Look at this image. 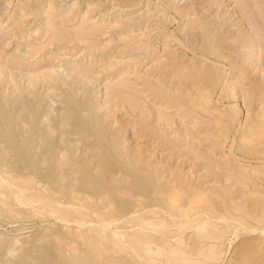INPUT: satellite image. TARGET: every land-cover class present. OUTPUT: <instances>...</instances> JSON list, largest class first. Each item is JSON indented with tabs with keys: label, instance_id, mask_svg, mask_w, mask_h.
<instances>
[{
	"label": "rangeland",
	"instance_id": "1",
	"mask_svg": "<svg viewBox=\"0 0 264 264\" xmlns=\"http://www.w3.org/2000/svg\"><path fill=\"white\" fill-rule=\"evenodd\" d=\"M209 1L141 0L134 7L135 0H0V264L125 263L128 255L122 250L116 252L113 242L100 243L101 246L107 244L109 248L105 250H112L110 247L113 246V253L103 251L106 245L100 248L97 243L106 240L102 238L103 233V237L110 234L113 239L122 240L123 228H126L125 223L131 214L111 223L109 227H112V231L106 228L107 231L95 235L92 230L93 235L89 227L91 224L92 227L95 224L100 226L99 220L111 213L118 201H139L140 197L146 200L145 196H140V192L129 189L131 182L137 178L134 176L138 175L137 172L143 173V170L154 184L159 185L164 180L176 182L185 191L189 188L197 189V192L206 191L204 199H200L209 206L198 201L202 207L198 205L197 208L192 203V206L186 207V216L173 218L176 221L168 226L170 232L167 237L171 235L169 244L174 243L177 240L174 238L182 233L178 238L188 240V245L186 241L182 242L185 244L183 246L176 241L173 248L184 249L183 252L186 249L188 254L196 232L207 219L211 223V227L208 224L209 227H205L207 234L210 232L219 237L203 239L201 245L209 246L211 243L214 253L209 249L200 252L202 255L191 254L195 264H264V130L260 128V124H264V0ZM199 26H204L203 31ZM182 43L188 45L187 49ZM194 43L197 48L193 46ZM211 47L219 52L211 51L210 56ZM205 62H209L210 66L214 64L220 73L223 72L217 81L218 86L211 83L212 80L209 83L208 78L200 73L202 67L207 65ZM202 91L208 92L206 101L210 97L207 105L203 101L205 94ZM87 95H90L89 98H86ZM198 95L203 96L199 98ZM197 96L200 101L195 100ZM196 102H201L205 109L198 103L196 106ZM90 116L95 118L90 119ZM7 120L10 121L9 125L4 124ZM258 120L263 123L259 124ZM253 124L255 131L252 130L253 126L251 128ZM3 127H6V131ZM32 131L35 145H28L27 135ZM45 150L49 151L48 157ZM112 153L115 154L111 160L119 159L115 161L116 164L110 161ZM120 153L122 155L118 157ZM22 157L34 160V164L30 165ZM85 159L89 162L86 160L87 163H84ZM106 159L112 163H107ZM63 161L67 163L64 165ZM102 162L107 167L111 165L112 169ZM119 162L123 164H117ZM125 164L133 165L134 169H122ZM33 166L41 173L36 172ZM115 166L117 168H113ZM133 170H138L135 171L137 175ZM60 173L65 177L61 178ZM50 174H54L52 176L56 182ZM94 180L112 185L93 194L91 187L98 186ZM10 183L15 190L21 188L19 198L9 194L13 189ZM77 186L82 189L77 190ZM39 193L48 199L43 200L46 204L40 200L33 202ZM211 199H216L217 204L222 206L223 210H220H229V214L226 212L228 217L225 216L227 219L214 217L219 208L218 205V209L214 206L216 202H211ZM238 202H245L244 208L247 209L248 205V209H238L241 205ZM64 204L76 211L88 207L87 211L93 219H86L82 223L85 225L79 223V226L73 220L60 221L59 213L52 211V208L65 207ZM100 213L103 218L99 217ZM87 220H90L89 223ZM179 221L184 225L190 221L192 225L186 227L187 230L185 227L183 231L177 230ZM130 224L128 221V232V228L133 229V224ZM116 225L123 227L116 230ZM226 226L227 229L224 228ZM157 229L146 230L156 235V232L160 234L158 231L161 228ZM173 229L182 233H173ZM95 236L98 237L96 240ZM94 245H98L94 248L98 252L93 250ZM185 246H188V250ZM99 250L102 251L100 254ZM208 255L212 256L209 258ZM207 256L209 260L205 259ZM163 259L158 263L167 264L166 258Z\"/></svg>",
	"mask_w": 264,
	"mask_h": 264
},
{
	"label": "bare ground",
	"instance_id": "2",
	"mask_svg": "<svg viewBox=\"0 0 264 264\" xmlns=\"http://www.w3.org/2000/svg\"><path fill=\"white\" fill-rule=\"evenodd\" d=\"M166 1V0H165ZM211 1V0H210ZM209 1V2H210ZM141 2V0H135V4H134V7H136V6H138L139 5V3ZM169 4V3H168ZM171 4V3H170ZM167 5V4H166ZM169 7V6H168ZM172 7V6H171ZM176 8V7H175ZM173 9V8H172ZM177 9V8H176ZM174 10V9H173ZM178 12V11H177ZM204 24H206V22L204 23ZM207 24H210V23H208L207 22ZM205 27H207L206 25H204ZM204 26H199V27H201V30H202V28H204ZM198 27V28H199ZM208 28H209V26H208ZM200 29V28H199ZM203 31V30H202ZM207 31V30H206ZM208 31H210V30H208ZM201 32V31H200ZM205 32V31H204ZM203 32V33H204ZM211 32V31H210ZM195 34V33H194ZM205 34H207L206 32H205ZM209 35V34H208ZM198 36V35H197ZM205 36H207V35H205ZM212 36H213V34H212ZM190 37H192V36H190ZM189 37V38H190ZM196 37V36H195ZM194 37V38H195ZM201 37V36H200ZM187 38V37H186ZM205 38V37H204ZM211 38V37H210ZM215 38V37H214ZM179 39V38H178ZM207 39V38H206ZM212 39V38H211ZM193 41H194V39H192ZM208 40V39H207ZM206 40V41H207ZM179 41V40H178ZM188 41V40H187ZM234 41H235V39H234ZM237 41V40H236ZM235 41V42H236ZM186 42V41H185ZM189 42H191V40H189ZM210 42V41H209ZM211 42H213L212 40H211ZM181 43V42H180ZM187 44H188V42H186ZM182 44H184L185 45V43H182ZM191 45H192V43H190ZM189 44V45H190ZM190 45V46H191ZM213 45V44H212ZM235 45V44H234ZM188 46V45H187ZM187 46L185 45L184 47H186V49H187ZM193 46L194 47H196L195 46V43L193 44ZM207 46H209V45H207ZM206 46V47H207ZM210 47V46H209ZM191 48H193V47H191ZM197 48V47H196ZM200 48V47H199ZM205 48V46L203 47V49ZM208 48V47H207ZM215 47H213V50H215L214 49ZM189 49V48H188ZM194 49V48H193ZM209 49V48H208ZM207 49V50H208ZM190 50V49H189ZM205 50V49H204ZM204 50H203V52H204ZM212 50V47H211V49L209 50L210 51V56H211V53L212 52H216L217 50H215V51H213ZM206 51V50H205ZM212 51V52H211ZM195 52H196V49H195ZM202 52V53H203ZM219 52V51H218ZM218 52H216V53H218ZM195 54V53H194ZM208 54V55H209ZM204 55H206V52L204 53ZM214 54H212V56H213ZM216 55V54H215ZM219 55L220 56H222L220 53H219ZM207 57V56H206ZM209 58V57H208ZM217 58H218V54H217ZM207 59V58H206ZM210 61V60H209ZM211 62V61H210ZM206 63V62H205ZM209 63V62H208ZM208 63H206L207 65L206 66H203L202 67V72L200 71V73H202L203 75H205L206 76V78H208L207 80H208V82H209V80H212L213 82H211V83H215V85H216V83H217V86H218V84H219V82H217L219 79H220V77L219 76H221V74L223 73H220L219 71V69L218 68H216V66H214V64H215V62L214 61H212V63H214V64H211V65H213V66H210V65H208ZM217 64V63H216ZM222 69V68H221ZM219 70V71H218ZM225 70V69H224ZM228 72V71H227ZM225 73V72H224ZM10 74V73H9ZM10 76H11V74H10ZM16 76V75H15ZM19 76V75H18ZM19 79H21V78H19ZM16 81H17V79H16ZM57 81V80H56ZM59 81V80H58ZM74 81V80H73ZM73 81L72 82H70V83H73ZM69 82V81H68ZM75 82V81H74ZM70 83H68V84H70ZM210 83V82H209ZM76 84V83H75ZM71 85V84H70ZM214 85V86H215ZM74 86V85H73ZM79 86V85H78ZM85 86V88H86V91H87V87H86V85H84ZM71 87V86H70ZM69 88V87H68ZM79 88V87H78ZM213 88V87H212ZM80 89H81V87H80ZM89 89V88H88ZM206 89V88H205ZM67 90V89H66ZM93 91V90H92ZM205 91V90H204ZM204 91H202V93L204 92ZM207 91V90H206ZM84 92V91H83ZM72 93V92H71ZM199 93H201V92H199ZM69 94V93H68ZM205 94V95H204ZM204 96H203V101L205 100V99H207L208 97L207 96H209V95H207L206 96V94H208V92L206 93V92H204ZM14 96V95H13ZM72 96V95H71ZM88 96H90V95H87V97L86 98H89ZM199 96V95H198ZM198 96L196 97V101H200V100H198L199 98H201L202 96H199V98H198ZM24 97V96H23ZM74 97V96H73ZM15 98V97H14ZM92 98V97H91ZM18 99V98H17ZM84 99V98H83ZM209 99H210V97H209ZM208 99V100H209ZM88 100V99H87ZM202 100V99H201ZM208 100L206 101H204V103H206V105H207V102H208ZM85 102V101H84ZM83 102V103H84ZM89 103V102H88ZM95 103V102H94ZM198 102H196L195 104H196V106L198 105V106H200L201 107V102H199L198 104H197ZM209 103V102H208ZM18 104H19V101H18ZM81 104V103H80ZM92 104V103H91ZM86 105H87V103H86ZM67 106H69V105H67ZM88 106V105H87ZM203 106V105H202ZM12 107V106H11ZM3 108V107H2ZM13 108V107H12ZM16 108V107H15ZM20 108V107H19ZM50 108V107H49ZM68 108V107H67ZM202 108H204L205 109V107L203 106ZM70 109V108H69ZM92 109V108H91ZM9 110H10V108H9ZM31 110V109H30ZM95 110V109H94ZM13 111V110H12ZM81 111V110H80ZM83 111V110H82ZM81 111V112H82ZM37 113V112H36ZM35 113V114H36ZM70 113V112H69ZM224 114H226V113H224ZM228 114V113H227ZM230 114H231V112H230ZM92 115L94 116V114L92 113ZM97 115V114H96ZM232 115V114H231ZM14 116V115H13ZM17 116V115H16ZM15 116V117H16ZM81 116H82V114H81ZM93 116H90V117H92V118H90V119H94L95 117H93ZM98 116V115H97ZM33 117V116H32ZM31 117V118H32ZM76 117V116H75ZM78 117V116H77ZM86 117V116H85ZM233 117V116H232ZM11 118V117H10ZM33 118H35V117H33ZM81 118V117H80ZM79 118V119H80ZM83 118H84V116H83ZM83 118H82V120H83ZM89 118V117H88ZM40 119V118H39ZM67 119V118H66ZM233 119H234V117H233ZM11 120H13V119H10V121ZM72 120H73V118H72ZM81 120V119H80ZM262 120V119H261ZM10 121L9 120H7V122H5L4 124H6V125H9V123H10ZM15 121H16V119H15ZM94 120H92V122H93ZM24 122V121H23ZM41 122V121H40ZM56 122V121H55ZM67 122V121H66ZM65 122V123H66ZM69 122V121H68ZM74 122V121H73ZM79 122V121H78ZM95 122V121H94ZM258 122H259V120H258ZM261 123H263L262 121H260ZM260 122H259V124H260ZM57 123V122H56ZM64 123V122H63ZM63 123H61V125L63 124ZM64 123V124H65ZM3 124V123H2ZM26 124V123H25ZM40 124V123H39ZM91 124V123H90ZM98 124V123H97ZM254 124H256L255 122H254ZM251 125V128H252V126H253V131H255V125ZM59 126H60V124H58ZM88 125V124H87ZM94 125V124H93ZM93 125H91L92 127H93ZM264 125V124H263ZM263 125H261L260 124V128H262L263 130H264V126ZM3 126H5V125H3ZM14 126V125H13ZM58 126V127H59ZM82 126V125H81ZM100 126V125H99ZM259 127V125H256V127ZM261 126H263V127H261ZM1 127V126H0ZM11 127V126H10ZM14 127H16V125L14 126ZM26 127V126H25ZM27 127H28V125H27ZM26 127V128H27ZM35 127V126H34ZM38 127V126H37ZM64 127V126H63ZM85 127H88L89 128V126H86L85 125ZM101 127V126H100ZM99 127V128H100ZM257 127V128H258ZM66 128V127H65ZM71 128V127H70ZM75 128V127H74ZM95 128V127H94ZM97 128V127H96ZM3 129L5 130L6 129V127L4 128L3 127ZM9 129V128H8ZM11 130H13L14 131V129L13 128H10ZM39 129V128H38ZM58 129V128H57ZM261 129V130H262ZM1 131H2V129H0ZM27 130H28V128H27ZM35 130V129H34ZM33 130V131H34ZM52 131H53V128L51 129ZM101 130V129H100ZM102 130H103V128H102ZM101 130V131H102ZM258 130V129H257ZM262 130V131H263ZM6 131V130H5ZM17 131V130H16ZM31 131V130H30ZM33 131L31 132V133H29L28 132V135H27V144L28 145H31L32 143L35 145V135H33ZM73 131V130H72ZM104 131V130H103ZM250 131V130H249ZM253 131H250V133H255V132H253ZM53 132H55V131H53ZM93 132V131H92ZM1 133V132H0ZM5 133V132H4ZM16 133V132H15ZM19 133V132H18ZM38 133V132H37ZM36 133V134H37ZM105 133V132H104ZM258 133V132H257ZM262 133H264V131L262 132ZM11 134V133H10ZM63 134V133H62ZM69 134V133H68ZM75 134V133H74ZM100 134V133H99ZM71 135V134H70ZM105 135V134H104ZM7 136V135H6ZM11 137H12V135H10ZM15 136H17V135H15ZM20 135H18V137H19ZM54 136V135H53ZM91 136V135H90ZM101 136V135H100ZM247 137L249 136V135H246ZM245 136V137H246ZM21 137V136H20ZM38 137V136H37ZM59 137V136H58ZM64 137V136H63ZM70 137V136H69ZM68 137V138H69ZM8 138V137H7ZM13 138V137H12ZM62 138V137H61ZM244 138V137H243ZM6 139V138H5ZM24 139V138H23ZM39 139V138H38ZM66 139V138H65ZM94 139V138H93ZM98 139V138H97ZM96 139V140H97ZM100 139V138H99ZM98 139V140H99ZM250 139V138H249ZM247 140V139H243V140H246V141H252V140ZM15 140V139H14ZM50 140V139H49ZM52 140H53V138H52ZM56 140V139H55ZM61 140H63V138L61 139ZM97 140V141H98ZM7 141V140H6ZM13 141V140H12ZM11 141V142H12ZM23 141V140H22ZM21 141V142H22ZM66 141V140H65ZM111 141V140H110ZM246 141H243V142H245L246 143ZM9 142V141H8ZM51 142V141H50ZM78 142V141H77ZM81 142V141H80ZM100 142H101V140H100ZM249 142V143H250ZM5 143V142H4ZM4 143H2V144H4ZM10 143V142H9ZM14 143H15V141H14ZM53 143V142H52ZM55 143V142H54ZM61 143V142H60ZM70 143V142H69ZM242 143V142H241ZM1 144V143H0ZM18 142H17V146H18ZM22 144V143H21ZM45 144H46V142H45ZM50 144V143H49ZM65 144V143H64ZM109 144V143H108ZM246 144H248V142L246 143ZM245 144V146H244V144H242L244 147H246L247 145ZM6 145H7V143H6ZM16 145V144H15ZM26 145V144H25ZM27 145V146H28ZM47 145V144H46ZM52 145V144H51ZM51 145H50V147H51ZM95 145V144H94ZM99 145V144H98ZM104 145V144H103ZM109 145H111V144H109ZM3 146V145H2ZM26 146V147H27ZM43 146V145H42ZM49 146V145H48ZM54 146V145H53ZM55 146H56V144H55ZM97 146V145H96ZM19 148H20V146H18ZM21 147H22V145H21ZM32 147V146H31ZM35 146H33V148H34ZM38 147V146H37ZM36 147V148H37ZM41 147V146H40ZM60 147V146H59ZM85 147V146H84ZM99 148H100V145L98 146ZM248 147V146H247ZM7 148H9V147H7ZM6 148V149H7ZM11 148V147H10ZM16 148V147H15ZM42 148V147H41ZM55 148V147H54ZM57 148V147H56ZM72 148V147H71ZM18 149V148H17ZM21 149V148H20ZM22 149H23V147H22ZM29 149V148H28ZM28 149H26V150H28ZM45 149V148H44ZM53 149V148H52ZM68 149V148H67ZM114 149H115V147H114ZM117 149V148H116ZM115 149V150H116ZM19 150V149H18ZM17 150V151H18ZM34 150V149H33ZM42 150H43V148H42ZM46 150H49V148L47 149L46 148ZM45 150V151H46ZM54 150V152H55V149H53ZM69 150L71 151L72 149H70L69 148ZM102 150H103V148H102ZM5 151V150H4ZM3 151V152H4ZM7 151H9V149L7 150ZM41 151V150H40ZM39 151V152H40ZM50 151V150H49ZM49 151H46V154H47V152L49 153ZM61 151V150H60ZM65 151V150H64ZM83 151V150H82ZM114 151V150H113ZM3 152H1V153H3ZM6 152V151H5ZM20 152V151H19ZM29 152V151H28ZM31 152V151H30ZM68 152V151H67ZM76 152V151H75ZM109 152H110V150H109ZM108 152V153H109ZM112 152V151H111ZM118 152V151H117ZM116 152V153H117ZM120 152V151H119ZM8 153V152H7ZM6 153V154H7ZM42 153V152H41ZM40 153V154H41ZM52 153V152H51ZM69 153V152H68ZM71 153V152H70ZM107 153V152H106ZM122 153V152H121ZM120 153V155H117L118 157H120L122 154ZM12 154V153H11ZM34 154V153H33ZM37 154H38V151H37ZM43 154V153H42ZM85 155H86V152L84 153ZM84 154H83V156H84ZM96 154V153H95ZM94 154V155H95ZM102 154V153H101ZM113 154H115V153H112L111 155H112V157H110V161H113L114 163H115V161H119V159H117L116 160V158H115V160H111V158H113L114 159V157H113ZM118 154V153H117ZM9 155V154H8ZM45 155V154H44ZM51 155V157H52V155H53V153L52 154H50ZM50 155H49V158H50ZM56 155V154H55ZM58 155V154H57ZM61 155H63V154H61ZM66 155V154H65ZM108 155V154H107ZM4 156V155H3ZM15 156V155H14ZM34 156V155H33ZM46 156V155H45ZM104 156V155H103ZM106 156V155H105ZM104 156V157H105ZM110 156V155H109ZM7 157V156H6ZM28 157H29V154H28ZM31 157V156H30ZM35 157V156H34ZM47 157H48V154H47ZM57 157V156H56ZM62 157V156H61ZM65 157V156H64ZM67 157V156H66ZM75 157H76V155H75ZM92 157V156H91ZM104 157H102L103 159H104ZM123 157V156H122ZM4 158V157H3ZM22 158H24L25 160H26V162H29L30 163V165H33L34 163H33V161L32 160H30L29 158L28 159H26L27 157H22ZM39 158H40V156H39ZM42 158H43V155H42ZM98 158H101V157H98ZM97 158V159H98ZM108 158V157H107ZM1 159V158H0ZM12 159V158H11ZM31 159H33V158H31ZM52 159V158H51ZM51 159H49L50 161L49 162H51ZM69 159V158H68ZM80 159V158H79ZM83 159V158H82ZM91 159V158H90ZM89 159V160H90ZM94 159V158H93ZM96 159V160H97ZM122 159H124V158H122ZM127 159V158H126ZM3 160V159H2ZM23 160V159H22ZM42 160V159H41ZM48 160V159H47ZM86 160L87 159H85L84 160V163L86 162ZM5 161V160H4ZM10 161V160H9ZM17 161V160H16ZM40 161V160H39ZM46 161V160H45ZM78 161V160H77ZM80 161H82V160H80ZM88 161V160H87ZM103 161V160H102ZM106 161H107V163H112V162H108V159H106ZM117 161V162H118ZM120 161H124V160H120ZM7 162V161H6ZM11 162V161H10ZM9 162V163H10ZM37 161L35 160V163H36ZM47 162V161H46ZM52 162H53V160H52ZM64 162V161H63ZM71 162V161H70ZM75 162V161H74ZM89 162V161H88ZM90 162H91V160H90ZM105 162V161H104ZM129 162H130V160H129ZM128 162V163H129ZM137 162H138V160H137ZM29 163H27L28 165H29ZM40 163V162H39ZM44 163V162H43ZM62 163V162H61ZM65 163H67V162H64V165H65ZM77 163V162H76ZM81 163V162H80ZM83 163V162H82ZM83 163V164H84ZM87 163V162H86ZM106 163V162H105ZM105 163H103L102 162V164H104V165H106ZM121 162H119V163H117V164H119V165H121V164H123V162L120 164ZM14 164V163H13ZM37 164H38V162H37ZM72 164V163H71ZM82 164V165H83ZM97 164H98V161H97ZM108 164V165H109ZM116 164V163H115ZM132 164V163H131ZM42 165V164H41ZM44 165V164H43ZM49 165V164H48ZM52 165V164H51ZM78 165H79V162H78ZM82 165H80V166H82ZM87 165V164H86ZM96 165V164H95ZM100 165V164H99ZM22 166V165H21ZM24 166V165H23ZM35 167L37 166L36 164L34 165ZM33 166V167H34ZM73 166V165H72ZM80 166H78V167H80ZM98 166V165H97ZM110 167H111V165H109ZM108 166V167H109ZM112 166H114V164H112ZM124 166V167H123ZM121 168L122 169H124L125 168V170H128V169H131L132 167H133V165H123ZM15 167V166H14ZM34 167V168H35ZM38 167V166H37ZM55 167V166H54ZM74 167H75V165H74ZM105 167V166H104ZM106 167H107V165H106ZM107 167V168H108ZM119 167V166H118ZM144 167V166H143ZM1 168V167H0ZM31 168H32V166H31ZM45 167H43V169H44ZM82 168V167H81ZM83 168H85V166L83 167ZM83 168H82V171H83ZM98 168V167H97ZM106 168V169H107ZM113 168H117L116 166L115 167H113ZM142 168V167H141ZM11 169V168H10ZM22 169V168H21ZM30 169V168H29ZM28 169V170H29ZM61 169V168H60ZM79 169V168H78ZM77 169V170H78ZM86 169V168H85ZM103 169V168H102ZM105 169V168H104ZM111 169H112V167H111ZM119 169V168H118ZM122 169H120L121 171H124V170H122ZM132 169H134V167L132 168ZM135 169H136V167H135ZM3 170V169H2ZM19 170V169H18ZM26 170V169H25ZM35 170H36V168H35ZM41 170V169H40ZM50 170V169H49ZM63 170V169H62ZM62 170H60V171H62ZM88 170V169H87ZM100 170V169H99ZM98 170V171H99ZM113 170H115V169H113ZM140 170H142V169H140ZM44 171V170H43ZM54 171H55V169H54ZM59 171V170H58ZM98 171H97V173L96 174H98ZM117 171V170H116ZM131 171V170H130ZM135 171H138V170H135ZM134 170H133V173L135 172ZM144 172H145V170H143ZM148 171V170H147ZM22 172V171H21ZM36 172H38L37 170H36ZM88 172V171H87ZM105 172H107V171H105ZM104 172V173H105ZM112 172V171H111ZM115 172V171H114ZM113 172V173H114ZM120 172V171H119ZM125 172V171H124ZM124 172H123V174H124ZM129 172V171H128ZM144 172L143 173H141V172H137V174H136V172H135V175H137V176H134V174L133 173H131V174H133L132 176H134L136 179H135V181L133 180V182H131V184H130V187H129V189H132V190H136L139 194H140V196H141V194L143 195L142 197H146L145 199L146 200H144L143 198V200H141V197L140 198H138L139 199V201L137 200L136 201V199H135V201H133V199H132V201H130L129 200V202H127V201H125V202H121V201H118V203L116 204L117 206L115 207V209L111 212V213H105L106 215H105V217L103 218L102 217V214H101V216H100V214H99V217H101V218H103V219H101V220H99V223H101L100 224V226L98 225L97 226V224H95L94 225V227H92L90 224V229H91V231H89V232H92V230H94V234L96 235V234H98V232L100 233V232H102L103 233V231L105 232V231H107L106 230V228H112V227H109V225L111 224V223H113V222H116V221H118V219H119V217H120V219H121V216H127V215H129V214H131L130 215V218L129 219H127V218H125V220L127 219L128 221H129V224L130 223H132L133 224V229L131 230L130 228H132V225H131V227L130 226H128V221L125 223V224H127V225H125L126 226V228H127V226L128 227H130V228H128V230H129V232L128 231H126V228H123V229H125L124 230V232H123V230H121L122 232H123V234H122V236L120 237V238H122V240H116V238L114 237V239L111 237V235L110 234H105L106 235V237H103L104 236V233L103 234H101L102 235V238L103 239H106L105 241H99L98 243H97V241L98 240H102V238H101V235L99 236L100 237V239H98L97 241H95L99 246H100V248L103 246V245H106L107 246V244H103L102 246H101V242H113L115 245H113L115 248H116V250H115V248H114V250L117 252V251H124L127 255H128V257H127V259H128V261L126 262L125 260H122L123 262L125 261V263H123V264H159V263H161V261H163L164 259L163 258H166L165 260L168 262L167 264H195L194 263V261H193V259L194 258H191L190 257V255L192 254V255H194V254H197V253H202V252H206V251H209V249L211 250V247L212 246H210V244H209V246H208V244H206L207 246H204V245H201V244H203L202 242L207 238H214V237H217L216 236V234L214 235L213 233H210L209 232V234H207V228L205 229V227H207L208 225L211 227V223L209 224V222H208V220L206 219V221L207 222H204L202 225H201V227L198 225V227H200L198 230H199V232L197 233L196 232V234L197 235H195V237L193 238V242L189 245V249H190V251H189V253L187 254L186 253V249H185V251L183 252L182 250H184V249H178V248H173L174 247V245L176 244L175 242L177 241V243L179 242V244L181 243L182 244V246H183V244L184 243H182V242H185V241H182V239L181 238H178V236L180 237V236H182L183 235V233L182 232H180V231H177V232H180V233H182V235H178V236H176L174 239H176L177 238V240L175 241L174 239V243H171V244H169V242H170V240H169V238H170V236L169 237H167V235L169 234V230L167 229V228H169L168 226L170 225V223L173 221V218H175V217H182V216H184L185 215V211L186 210H188V208L186 209V207H190V205L193 203V204H196L195 205V207H197L199 204H201L202 205V200L200 199V198H203L204 197V195L206 194L203 190H201L202 192H197L194 188H189V189H186V191L184 190V188L181 186V185H179V184H177L176 182H168V181H164L163 180V183H161V184H159V185H157L156 183L154 184V181L152 180V179H150V177L148 178V177H146L145 175H144ZM38 173H41V171L40 172H38ZM37 173V174H38ZM43 173V172H42ZM49 172H46L45 174H48ZM52 173H53V170H52ZM103 173V174H104ZM129 173V174H130ZM146 173V172H145ZM149 173V172H148ZM147 173V174H148ZM1 174V173H0ZM44 174V175H45ZM54 174H55V172H54ZM54 174H52V175H54ZM87 174H89V173H87ZM111 174V173H110ZM115 174V173H114ZM122 174V173H121ZM40 175V174H39ZM42 175V174H41ZM43 175V176H44ZM51 175V174H50ZM49 175V176H50ZM51 175V176H52ZM57 175V174H56ZM56 175H55V177H56ZM90 175V174H89ZM105 175V174H104ZM103 175V176H104ZM117 174H115V176H116ZM149 175V174H148ZM147 175V176H148ZM60 176H61V173H60ZM88 176V175H87ZM114 176V177H115ZM150 176V175H149ZM41 177V176H40ZM63 176H61V178H62ZM65 177V176H64ZM63 177V178H64ZM84 177V176H83ZM95 177H96V175H95ZM94 177V178H95ZM113 177V176H112ZM5 178H7V177H5ZM51 178V177H50ZM54 178V176H52V178L51 179H53ZM57 178V177H56ZM61 178H59L60 180H61ZM97 178V177H96ZM95 178V179H96ZM132 178V177H131ZM2 179V178H1ZM4 179V178H3ZM45 179V178H44ZM49 179V178H48ZM93 179V178H92ZM115 179V178H114ZM133 179V178H132ZM54 181L56 180V179H53ZM97 180V179H96ZM99 180V179H98ZM102 180H103V178H102ZM130 180V179H129ZM129 180H128V182H129ZM237 180H239L240 181V179H237ZM2 181V180H1ZM4 181H6L5 179H4ZM49 181V180H48ZM57 181H59V180H57ZM87 181V180H86ZM111 181V180H110ZM132 181V180H131ZM158 181V180H157ZM241 181H242V179H241ZM240 181V182H241ZM8 182V181H7ZM12 182V181H11ZM45 182V181H44ZM56 182V181H55ZM60 182V181H59ZM62 182V181H61ZM60 182V183H61ZM94 182H96L95 180H94ZM165 182V183H164ZM16 183H18V182H16ZM48 183H50V182H48ZM52 183V182H51ZM64 183V182H63ZM68 183V182H67ZM97 183V182H96ZM95 183V184H96ZM157 183H160V182H157ZM239 183V182H238ZM245 182H242V184H244ZM4 184V183H3ZM8 184V183H7ZM7 184H4V185H7ZM11 184V183H10ZM53 184V183H52ZM94 184V185H95ZM98 186H96L95 185V187H91V189H90V192L91 193H93V194H96V193H100V191L101 190H105V189H109L110 188V185H112L111 183H110V185H108L107 186V184L106 183H104L103 184V182L101 183V181H99L98 183ZM109 184V183H108ZM116 184V183H115ZM240 184V183H239ZM9 185V184H8ZM55 185V183L53 184V186ZM61 185H64V184H62L61 183ZM60 185V186H61ZM71 185V184H70ZM89 185V184H88ZM92 185V184H91ZM114 185V184H113ZM129 185V184H128ZM254 185V184H253ZM11 186V188H13V189H11L9 186V188L11 189V192L9 191V190H7V191H9L10 193V195H12V197L13 196H16V197H18L19 196V193H20V189L18 188V189H14V187H13V185L11 184L10 185ZM18 186V185H17ZM47 186V185H46ZM50 186V185H49ZM57 185H55V187H56ZM59 186V187H60ZM65 186V185H64ZM69 186V185H68ZM80 186H82V185H80ZM115 186V185H114ZM122 186V185H121ZM125 186V185H124ZM1 188H2V186H0ZM7 187V186H6ZM16 187V186H15ZM63 186H61V188H62ZM71 187V186H70ZM82 187H84V186H82ZM87 187H89V186H87ZM111 187H113V186H111ZM116 187V186H115ZM256 187V186H255ZM54 188V187H53ZM68 188V187H67ZM66 188V189H67ZM82 189L81 187H76V189L78 190V189ZM85 188V187H84ZM90 188V187H89ZM261 188V187H260ZM55 189V188H54ZM112 189V188H111ZM128 189V188H127ZM53 190V189H52ZM51 191V190H50ZM62 190H60V192H61ZM64 191V190H63ZM107 191V190H106ZM199 191V190H198ZM258 191V190H257ZM2 192V191H1ZM66 192V191H65ZM64 192V193H65ZM105 192V191H104ZM103 192V193H104ZM111 192H112V190H111ZM36 193V192H35ZM54 193V192H53ZM262 193V192H261ZM41 193H39V194H37V196H35L36 198H35V200L33 201V202H35V201H37V200H40V201H42V202H44L43 200H45L44 199V197L42 196V194L40 195ZM63 194V193H62ZM134 194V193H133ZM137 194V193H136ZM139 194H137V195H139ZM213 195L215 194V193H212ZM64 195H66V194H64ZM104 195V194H103ZM111 195V194H110ZM109 195V196H110ZM208 195L210 196V192L208 193ZM207 195V197H209ZM63 196V195H62ZM217 196V195H216ZM216 196H214L215 198H216ZM15 197V198H16ZM21 197V196H20ZM54 197V196H53ZM67 197V196H66ZM98 197V196H97ZM107 197H108V195H107ZM106 197V198H107ZM113 197V196H112ZM206 197V196H205ZM221 197V196H220ZM259 197V196H258ZM14 198V197H13ZM19 198V197H18ZM117 198V197H116ZM135 198V197H134ZM148 198V199H147ZM210 198V197H209ZM218 198V197H217ZM222 198V197H221ZM259 198H261V196L259 197ZM263 198V197H262ZM54 199V198H53ZM119 199V198H118ZM117 199V200H118ZM122 199H125V198H122ZM204 199V198H203ZM264 199V198H263ZM262 199V200H263ZM15 200V199H14ZM18 199H16V201H17ZM46 200H48V199H46ZM45 200V201H46ZM68 200V199H67ZM116 200V199H115ZM141 200V201H140ZM205 200H206V198H205ZM210 200V199H209ZM212 201L211 202H216L215 200H213V199H211ZM218 200V199H217ZM245 200V199H244ZM247 200V199H246ZM249 200V199H248ZM253 200V199H252ZM257 200V199H256ZM15 201V202H16ZM63 201V200H62ZM112 201V200H111ZM198 201H201V202H199V203H197ZM242 201V200H241ZM254 201V200H253ZM253 201H252V203H253ZM259 201V200H258ZM17 202H20L19 200L17 201ZM42 202H40V204H42ZM49 202H51V201H49ZM56 202H57V200H56ZM56 202H54L55 204H56ZM206 202V201H205ZM213 202V203H214ZM219 202V201H218ZM224 202V201H223ZM222 202V203H223ZM261 202V201H260ZM263 202H264V200H263ZM47 203V202H46ZM45 202L43 203V204H46ZM53 203V204H54ZM92 203V202H91ZM206 203H209V201H207ZM220 203H221V201H220ZM239 203V202H238ZM241 203V205L239 206L238 204V209L240 208V209H245L244 207H245V202L242 204V202H240ZM239 203V204H240ZM255 203V202H254ZM26 204V203H25ZM30 204V203H29ZM37 204H39V203H37ZM49 204H51L52 205V203H49ZM58 205H59V203H57ZM62 204H63V202H62ZM205 203H203V205H204ZM210 204V203H209ZM215 205V207L218 205L217 204V202L216 203H214ZM28 205V204H27ZM33 205H35V204H33ZM65 205V204H64ZM69 205V204H68ZM72 205V204H71ZM86 205H88V204H86ZM89 205L91 206V204L89 203ZM207 205L208 204H205V206L207 207ZM221 205V204H220ZM226 205V204H225ZM257 205H258V203H257ZM40 206V205H39ZM42 206V205H41ZM55 206V205H54ZM61 206V205H60ZM53 207L52 208V211H54V212H58L59 213V219H61L60 221H62V220H67V221H69V220H73V222H77L78 223V226H79V223L80 224H82L83 223V221L84 220H86V219H93V218H90L91 216H90V213L87 211V208H85V209H83V208H80L79 210L77 209V207L75 206V208L78 210V211H76V210H72V208H71V206L69 205V207H66L67 205H65V207ZM83 205H81V207H82ZM85 206V205H84ZM93 206H95V205H93ZM192 206V205H191ZM200 206V205H199ZM209 206V205H208ZM211 206H213V205H211ZM210 206V207H211ZM251 206V205H250ZM256 206V205H255ZM262 206H263V204H262ZM34 207V206H33ZM44 207V206H43ZM49 208L51 207V206H48ZM92 207V206H91ZM155 207H158V209L157 208H155ZM194 207V206H193ZM194 207V208H195ZM202 206H200V208H201ZM218 208H219V210H217L216 211V214L215 213H213V216H214V214H215V216L214 217H218V218H226L225 216H227L226 215V212L227 211H229V210H226L225 208V210L226 211H222L223 209H222V206L220 207L219 205L217 206ZM216 207V208H217ZM225 207V206H224ZM237 207H235V208H237ZM246 207H247V209H248V205H246ZM252 207V206H251ZM31 208V207H30ZM40 209L39 210H42V208L41 207H39ZM46 208H47V206H46ZM97 208V207H96ZM100 208V207H99ZM198 208V207H197ZM205 208V207H204ZM217 208V209H218ZM220 208L222 209V210H220ZM226 208H228V207H226ZM233 208H234V206H233ZM253 208V207H252ZM33 209V208H32ZM34 209H38V208H35L34 207ZM91 209H93V208H91ZM210 209V208H209ZM247 209H245V210H242V211H246ZM31 210V209H30ZM38 210V211H39ZM50 210V209H49ZM95 210V209H94ZM207 210H208V208H207ZM262 210H263V208H262ZM261 210V211H262ZM163 211H165L168 215L166 216V213L165 214H163ZM203 211V210H202ZM205 211V210H204ZM35 212V211H34ZM39 212H42V211H39ZM49 212H51V211H49ZM93 212V211H92ZM209 212V211H208ZM239 212H241V210H239ZM32 213V212H31ZM56 213H54V214H56ZM94 213V212H93ZM228 214H229V212H227ZM35 214V213H34ZM51 214H53V213H51ZM98 214V213H97ZM104 214V213H103ZM208 214H212V213H208ZM41 215V214H40ZM43 216V215H42ZM55 216V215H54ZM170 216V217H169ZM186 216V215H185ZM187 216H189V215H187ZM56 217H57V215H56ZM97 217V216H96ZM214 217H212V218H214ZM228 217V216H227ZM230 217V216H229ZM58 218V217H57ZM57 218H56V220H57ZM171 218V219H170ZM122 219H123V217H122ZM121 219V220H122ZM176 219V218H175ZM182 219V218H181ZM227 219V218H226ZM96 220V219H95ZM97 220H98V218H97ZM89 221L90 220H87V223H89ZM120 221V220H119ZM176 220H174L173 222H175ZM180 221H182V220H180ZM179 221V225L177 226V224H178V221H177V224H176V226L178 227V228H176L177 230L179 229V230H181V231H183L184 230V227L186 228H188L189 226L191 227V225H192V222H191V225L189 224L190 223V221H187L188 222V224L189 225H187V222H185L186 224L185 225H187V226H185L184 225V223H182V222H180ZM192 221H200V220H192ZM54 222V221H53ZM71 222V221H70ZM69 222V223H70ZM95 223H97L96 221H94ZM195 222V223H196ZM201 222V221H200ZM85 223H86V221H85ZM86 223V224H87ZM195 223L193 224L194 226H195ZM226 223V222H225ZM228 223V222H227ZM115 224H120V223H115ZM114 224V225H115ZM198 224H201V223H198ZM208 224V225H207ZM82 225H85V224H82ZM207 225V226H206ZM225 225V224H224ZM228 225H231L230 223L228 224ZM117 226V225H116ZM124 226V227H125ZM136 228H135V227ZM208 226V227H209ZM83 227V226H82ZM86 227H88V225L86 226ZM92 227V228H91ZM118 227L119 226H117V228H116V230L118 229ZM122 227H123V225H122ZM122 227H119V228H122ZM157 227H160L161 229H159V231L158 232H160V234H158L157 232L155 233L156 235H153V232H152V234H150V232H149V230H146V229H151V231L152 230H156L157 229ZM193 227V226H192ZM196 227V226H195ZM229 227V226H228ZM263 227V226H262ZM88 228V229H89ZM114 228V227H113ZM182 228H183V230H182ZM187 228H186V230H187ZM197 228V227H196ZM223 228V227H222ZM224 228H226L227 229V226L226 227H224ZM223 228V229H224ZM264 228V227H263ZM87 229V228H86ZM87 229V230H88ZM202 229L204 230V232L206 233V235H204L205 233L202 231ZM223 229H221V230H223ZM225 229V230H226ZM229 229H231V228H229ZM111 230V229H110ZM120 230V229H119ZM158 230V229H157ZM167 230H168V233H167ZM172 230V229H171ZM197 230V229H196ZM264 230V229H263ZM97 231V233H95ZM112 231V230H111ZM120 231V232H121ZM125 231L127 232V233H125ZM173 231H174V229H173ZM172 231V232H173ZM208 231H209V229H208ZM210 231H211V229H210ZM218 231V230H217ZM217 231H215V232H217ZM88 232V233H89ZM176 231H174L173 233H175ZM176 232V233H177ZM214 232V231H213ZM221 232V231H220ZM223 232H224V230H223ZM227 232V230L225 231V233ZM149 233V234H148ZM204 233V234H203ZM92 234H93V232H92ZM93 234V235H94ZM113 234H117V232L116 231H113ZM223 233H220V235H222ZM90 235V234H89ZM118 235V234H117ZM174 236H175V234H173ZM172 235V236H173ZM218 235H219V233H218ZM42 236V235H41ZM49 236V235H48ZM92 236V235H91ZM90 236V237H91ZM89 237V236H88ZM96 237L97 236H95L94 238V240H96ZM117 237V236H116ZM117 238V239H120V238ZM219 237V236H218ZM217 237V238H218ZM220 237H222V236H220ZM41 238V237H40ZM43 238V237H42ZM98 238V237H97ZM173 238V237H172ZM45 239V238H44ZM46 239H48V238H46ZM185 239V238H184ZM204 239V240H203ZM40 240V239H39ZM89 240V239H88ZM93 239H92V241H94ZM191 240V239H190ZM214 240V239H213ZM92 241H90V243L92 242ZM188 241V240H187ZM186 241V242H187ZM43 242V241H42ZM42 242H40V243H42ZM46 242V241H45ZM48 242H50V241H48ZM87 242V241H86ZM95 242H93V244L95 243ZM172 242V241H171ZM185 242V244L186 245H188V242L186 243ZM206 242H207V240H206ZM39 243V242H38ZM47 243V242H46ZM95 243V244H96ZM101 243V244H100ZM34 244V243H33ZM35 244H37V243H35ZM43 244V243H42ZM45 244V243H44ZM50 244H51V242H50ZM180 244V245H181ZM184 244V245H185ZM91 245V244H90ZM97 245V246H98ZM169 245V246H168ZM178 245V244H177ZM176 245V246H177ZM44 246H46V245H44ZM50 246V245H49ZM52 246V245H51ZM97 246H95L94 245V247H93V250H95L94 248H96ZM106 246H103V248H104V250L103 251H105V252H107L108 250H110V249H106L105 250V248H109L108 246L106 247ZM110 246V245H109ZM112 246V247H113ZM168 246V247H167ZM31 247H33V246H31ZM36 247V246H35ZM43 247V246H42ZM112 247H110L112 250H113V248ZM181 247V246H180ZM216 247V246H215ZM41 248V247H40ZM48 248V247H47ZM53 248H54V246H53ZM99 248V249H100ZM102 248V249H103ZM185 248H187V250H188V246L186 247L185 246ZM30 249V248H29ZM33 249H36V248H33ZM42 249H44V247L42 248ZM214 249V248H213ZM213 249L211 250V252L213 251ZM37 250V249H36ZM41 250V249H40ZM45 251H46V249H44ZM48 250V249H47ZM54 250V249H53ZM52 250V251H53ZM112 250H110L112 253H113V251ZM31 251H32V249H31ZM96 252H98L97 251V249L95 250ZM114 251V252H115ZM35 252V251H34ZM41 252L42 253H44L42 250H41ZM47 252V251H46ZM100 252H102V251H100L99 250V254H100ZM111 252H109L110 254H111ZM211 252H210V254H211ZM216 252H218V250L216 251ZM52 253V252H51ZM54 253V252H53ZM104 253V252H103ZM108 253V252H107ZM120 253V252H119ZM118 253V254H119ZM184 253H186V254H184ZM200 253V254H201ZM212 253H214V252H212ZM219 253V252H218ZM217 253V254H218ZM89 254V253H88ZM109 254V255H110ZM122 254V253H121ZM126 254H123L124 256L126 255ZM199 254V255H200ZM204 254V253H203ZM43 255V254H42ZM48 255V254H47ZM61 255V254H60ZM60 255H58L59 257H60ZM103 255H105V254H103ZM187 255H189V256H187ZM202 255V254H201ZM215 255V254H214ZM46 256V255H45ZM107 256V255H106ZM118 256V255H117ZM195 256H197V255H195ZM195 256H193V257H195ZM206 256V255H205ZM209 256V258L212 256V255H208ZM208 256L205 258V259H207L208 258ZM44 257V256H43ZM52 257V256H51ZM105 257V256H104ZM110 257V256H109ZM108 257V258H109ZM126 257V256H125ZM199 257V256H198ZM63 258V257H62ZM61 258V259H62ZM213 258V257H212ZM211 258V259H212ZM45 259V258H44ZM54 259V258H53ZM61 259H58V261L59 260H61ZM106 259V258H105ZM163 259V260H162ZM200 259V258H199ZM198 259V260H199ZM197 260V259H196ZM203 260V259H202ZM207 260H209V259H207ZM51 261V260H50ZM50 261H48V262H50ZM66 261V260H65ZM86 261H87V259H86ZM158 261H159V263H158ZM201 261V260H200ZM205 261V260H204ZM196 262V261H195ZM202 262V261H201ZM65 264L67 263V262H64ZM120 263V262H119ZM166 263V262H165ZM196 263H199V262H196ZM46 264V263H45ZM49 264V263H48ZM51 264V263H50ZM56 264V263H55ZM122 264V263H121ZM162 264H163V262H162ZM203 264V263H202ZM207 264V263H206ZM260 264V263H259Z\"/></svg>",
	"mask_w": 264,
	"mask_h": 264
}]
</instances>
